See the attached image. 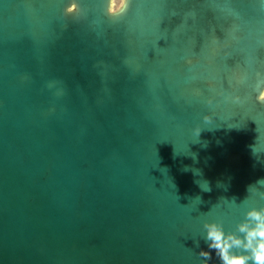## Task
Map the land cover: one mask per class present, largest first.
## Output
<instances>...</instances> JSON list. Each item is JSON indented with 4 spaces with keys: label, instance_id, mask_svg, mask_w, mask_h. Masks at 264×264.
Masks as SVG:
<instances>
[{
    "label": "water",
    "instance_id": "obj_1",
    "mask_svg": "<svg viewBox=\"0 0 264 264\" xmlns=\"http://www.w3.org/2000/svg\"><path fill=\"white\" fill-rule=\"evenodd\" d=\"M127 3L0 0V264H219L264 208V0Z\"/></svg>",
    "mask_w": 264,
    "mask_h": 264
},
{
    "label": "clouds",
    "instance_id": "obj_2",
    "mask_svg": "<svg viewBox=\"0 0 264 264\" xmlns=\"http://www.w3.org/2000/svg\"><path fill=\"white\" fill-rule=\"evenodd\" d=\"M127 8V0H111L107 11L115 16L126 12ZM75 9L74 4L68 11L78 13ZM236 101L239 102L238 97ZM258 101L264 103V92L260 93ZM203 119L207 122L211 117L205 115ZM195 131L199 136L201 129ZM260 195L264 197V193ZM203 227L206 229L204 240L208 247V251L199 253L204 258L203 262L211 261L214 253L219 264H264V208L249 209L235 231L226 232L222 222H206Z\"/></svg>",
    "mask_w": 264,
    "mask_h": 264
}]
</instances>
